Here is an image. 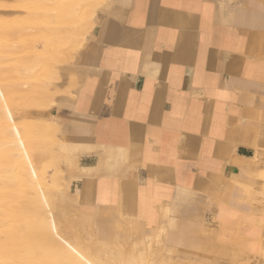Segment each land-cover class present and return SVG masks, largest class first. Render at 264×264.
Segmentation results:
<instances>
[{"label": "crops", "instance_id": "0c3cea01", "mask_svg": "<svg viewBox=\"0 0 264 264\" xmlns=\"http://www.w3.org/2000/svg\"><path fill=\"white\" fill-rule=\"evenodd\" d=\"M99 11L75 54L84 45L76 88L41 111L76 164L72 198L106 224L121 212L145 232L165 227L178 253L201 249L212 235L201 211L264 130V0H110Z\"/></svg>", "mask_w": 264, "mask_h": 264}, {"label": "bare ground", "instance_id": "6f19581e", "mask_svg": "<svg viewBox=\"0 0 264 264\" xmlns=\"http://www.w3.org/2000/svg\"><path fill=\"white\" fill-rule=\"evenodd\" d=\"M47 1H50V3L44 4L43 2L40 3V0H31V1H27L26 2L27 4L25 3V5L29 4L28 6H25L26 9L22 8L23 6L22 7L20 6V7L25 10L30 9L29 11H31V9L35 10L38 8L44 11H48L50 9L49 12H51L54 9L55 11L59 10V14H57L58 12H56V15H59L58 16L59 18L64 16V19L65 18L67 19V17L72 15V13L75 15H78L77 14L79 12L78 8L83 5V3L80 2L82 0H76V2L69 0V2L71 1L70 4H68L67 0H47ZM54 2H57L58 5L55 4L57 7H54L55 6ZM88 2H89L88 5L94 6L100 3L101 0H88ZM42 3L46 6L42 7L43 5L42 6L39 5ZM47 5H50V6H47ZM46 7L47 8L50 7V8L47 9ZM88 9L93 14L94 9L93 10L91 8H88ZM16 10L18 9L16 8ZM2 11H5V9ZM51 14L53 13L51 12ZM82 14H79V15H82ZM47 16H48V13H46V17ZM53 17H54V14H53ZM71 17L73 18V16ZM1 18L2 17H0V20H2ZM4 18L5 16L3 17V19ZM49 18L47 19V22H46V19L44 18L41 19L40 17L33 16L28 21L29 26L27 27V29L29 31L40 30L39 32H41V29H45L44 31L47 32L45 25H47V23L50 22L49 20L51 19ZM56 18L55 20H57V23H58L60 19L58 21V18L57 19ZM82 18L83 19L86 18L85 13L82 16ZM75 19L78 20L77 16ZM65 20L64 22H67ZM68 20L71 21L70 18ZM89 21L85 23L86 24L85 27L87 28L90 23ZM73 22L75 21H72V24ZM1 23H0V29L9 27L11 25V23H7V22H4L2 24ZM47 27L48 29L51 28L49 26ZM62 27H65V25ZM22 28L23 27H21V29ZM17 29L19 28L17 27ZM62 30L64 29L62 28ZM50 31L48 30V33ZM58 31L56 30V33ZM65 31H62V32H65ZM71 31H72V28H71ZM74 32L75 31H73L74 35L72 33L71 35L75 37L74 38L75 40L71 46L70 52L66 53L68 54L66 55L67 59L71 60L70 63L74 59L77 50L83 44L81 40L82 33H76V32L74 33ZM23 34L24 33H22V35ZM49 34L51 35V32ZM50 35L49 37H52V36L54 37V32L52 33L51 36ZM63 35H66V33ZM73 36H70V37L68 36V38H71ZM79 36L81 38H79ZM58 37L60 38L61 36H57L56 38ZM26 38H28V36ZM45 38L46 37H44L42 41L47 42ZM65 38L67 37L64 36V39ZM61 39L63 40L62 37ZM61 39H56L60 41L55 40L57 43L60 42V44H57L56 42L54 43H56L57 45H63V44L66 45L64 42H61ZM72 39H69V40H72ZM16 40H14L13 42H15ZM67 40L66 42L69 41ZM25 41L27 40L25 39ZM17 42L13 44L12 43L9 44L8 47L10 50H12V51H8L9 53H12V52L14 53V50L16 52V50L21 49L19 48L20 46L18 45L19 42L18 43ZM30 42L32 41L30 40ZM70 43L72 42L70 41ZM46 45L48 44L46 43ZM3 46L4 45H1L0 47H3ZM8 47L6 46L5 48H8ZM57 47L58 48L56 49L62 48L61 46H57ZM5 48H1V49L4 50ZM34 48L36 52L37 48L36 47ZM53 49H55L54 45H53ZM47 51H48V48H47ZM35 52L33 54H35ZM7 53H5L6 56H7ZM51 55H52V52H51ZM35 56H37V54H35ZM55 57L56 56H54L53 59H55ZM4 58L5 56L0 55V66H3L2 63L5 62ZM18 58L19 57H17V60H19ZM56 58H59L58 55ZM48 59L49 57L47 58V60ZM33 62H35V60ZM20 63H17V64L21 66L22 63L21 64ZM14 65L16 66V64ZM10 66H13V65L10 64L9 67ZM27 66H28V69L26 68ZM27 66H24V67L27 70H30L31 69L30 65L28 64ZM45 66L46 64L43 66L44 70H43V67L41 70L46 72L47 70L45 69L47 67ZM49 66H50V63H49ZM79 69H80L79 66H74V68L72 69V73L70 74L72 75V80H70V84L68 85V88H70L69 92H71L70 90L75 89L77 86V78L81 72ZM70 72L71 71H69V68H68L67 74ZM1 76L2 74H0V77ZM35 76H37V74ZM6 80L4 81V83L6 82ZM0 92L3 93V88L1 85H0ZM55 100L56 99H53L54 102ZM13 133L17 138L20 135L21 131L16 128L14 129ZM263 136H264V133L262 132L260 138H255L254 141L248 140V139H247L248 141L247 140L244 141L245 143L250 144L254 147V148L252 147L254 149V154L250 157H242V161L237 163L238 171L236 170L233 173L234 184L232 185V190L229 193L227 191V193L223 195V197H220L218 202L215 203L217 205L224 206L227 209L223 210V212L221 211L222 209L217 212L215 208L211 209L215 211L217 215L220 216L219 218L221 221L220 224H222L221 229L224 231V234H226L227 237L231 236L234 240L235 238L240 236V229L242 228L247 229V232H248L247 234H253L252 236H254V238L257 240H260L261 238L264 237V228H263L264 224H262L263 227L261 226L259 233L253 232L251 228L252 224L255 223L253 220H255L254 216L256 214L255 215L249 214L245 216L241 212L242 210L246 209V207L248 206V203L251 202L249 201V196H255L258 190H260L258 193L261 194L260 195L261 198H264V189L261 190V188L264 187L263 186L264 181L262 180V176L264 175V173H261L263 168L261 166L262 161L260 162L261 160L260 156L264 153L263 151L264 150V137ZM10 143H12L13 146H15L14 148L16 152H9L8 145H10ZM31 144H34L32 140L30 142V145L24 150L23 153L18 152L20 150V147H19L20 143L15 142V141L9 142L3 134L1 135V131H0V264H163V263H166L164 262L166 261V257H165L166 253L178 251V247H176L175 244L172 245L171 242H168L169 237L167 235L166 229L163 226L161 227V225L159 227H155L151 232H145L139 220L124 216L121 212H119L116 216L112 217L111 220L109 219L110 221H107L109 222V224H106L105 223L106 221L103 222V220L101 219L92 218V215L90 212H84L83 210L79 208H77L78 210L76 209L77 211L73 212L74 214H72L71 211L66 210V209H67V205L69 206L76 205L74 198H72V200L70 199L69 202L65 201L63 203L64 205L62 207H64V210L55 211L56 210L55 208L59 206H57V204H54L50 201V196L48 192H50L51 189L48 186L43 185L44 191H42V187H39L38 183L31 181V176H30L31 173L27 167V163L32 161V157H33L31 154V151L33 150L31 148L33 147V145ZM64 151H65V148H64ZM39 192L42 194V197L48 206L46 205L42 206V205L37 204V198H38L37 193ZM33 194L36 195L37 198L32 197L31 195ZM261 198H258L259 200L258 199L256 200L261 201L260 200ZM250 199L252 198L250 197ZM65 203L67 205H65ZM46 207L47 208L49 207V212L43 210V208H46ZM260 210L262 211L261 213L263 214L264 207H262ZM230 213L233 214L234 217L231 221H226L225 220L226 216L231 215ZM165 214L167 216L166 212ZM72 218H76V222H74ZM256 218H259L258 219L259 223L264 222V215L256 216ZM76 227L79 229L78 231L74 229ZM101 235H103V237L106 240L104 239L102 240ZM205 241L206 242L201 247V249L199 248L197 249L196 246L194 247L193 250H191L192 247H189V246L184 247V249L186 250L185 251L186 253L184 255L192 256V254H196L197 251L203 250V249L209 254L211 253L213 254L214 252V254H216L217 256H222L223 254H227L228 251L226 250L224 244H219L217 242V238L214 233H212L210 238H207ZM260 243H261V247L263 251L262 255L264 256V238L263 240H260Z\"/></svg>", "mask_w": 264, "mask_h": 264}, {"label": "rangeland", "instance_id": "374dc122", "mask_svg": "<svg viewBox=\"0 0 264 264\" xmlns=\"http://www.w3.org/2000/svg\"><path fill=\"white\" fill-rule=\"evenodd\" d=\"M27 1H31V0H0V10H1L0 11V17H2L1 18L2 20H0V23L1 22L2 23L7 22V23H11V25H12V26L10 25L9 27L0 29V37H1L0 38V46L6 45L8 47L10 43L13 44V43H16L17 41L19 42V41H21L22 38H24L18 44L20 46L19 48H21V49L16 50V52L14 50V53L8 52V51H12L9 49V47L8 48H5L6 46L0 47V55L5 56V58H4L5 62H3L4 64L2 63L3 66H0V70H1L0 74H2L1 77H3V78L0 77V85L3 88V93L0 92V131H1V135L3 134L9 142L15 141V142L20 143V146H19L20 150L18 152H21V153H23L24 150L30 145V142L32 140V142L34 143V144H31L34 147L33 148L31 146L32 147L31 149H33L31 151V154L33 157H32V161L27 163V167L31 173V175H30L31 181L38 183V186L42 187V191H44L43 185L48 186L51 189V191L48 192L49 196H50V201L54 204H57V206H59V207L55 208L56 209L55 211H61V210H64V207H62L64 205L63 203L65 201L69 202L70 199L72 200V194L70 193V184H71V179L75 178L74 171H75V165L76 164L71 159L70 155L64 151L63 139H59L58 137H56L57 127H56L55 123H53L51 120H49V118H45V115L42 114L41 111H46L47 109H49L51 107L49 105H52L54 103L53 99H56L58 96H62V95L63 96L70 95L72 93V91L74 90V89H72V90H70L71 92H69L70 88H68V85L70 84V80H72V75H70V74L72 73V69L76 65L74 64V62H75L74 59L70 63L71 60L67 59V56H66V55H68L66 53L70 52L71 46L75 40L74 39L75 37L73 36L74 35L73 31H75L76 33H82V35H81L82 38L80 36H79V38H81L82 42L85 45L90 38V36H89L90 32L92 31V29L94 28V26L98 22L97 16L101 13V11H99V10L101 8H103L104 6L107 7V4L110 0H101L100 3H98L94 6L88 5V3H89L88 0L80 1L81 3H83V5L78 8L79 12L77 14L78 15L82 14V13L83 14L78 16V15H75L72 13V15L68 16L71 19V21L68 20L69 19L68 17H67V19L65 18L66 20L64 19V16L59 18L58 17L59 15H56V12H58L57 14H59V10H57V9H56L57 11H55V9L51 11L54 14V17H53V14H51V12H49L50 7H48V8L46 7L47 9H49L48 11L40 10L39 8H38L39 10L38 9H35V10L31 9V11H29L30 9L25 10L26 9L25 6L29 5V4L25 5V3ZM72 1L76 2V0H72ZM41 2H43L44 4L50 3V1H47V0H43V1L40 0V3ZM67 2H68V4H70L71 1L69 2V0H67ZM43 3L39 4V5H41V6L43 5L42 7L46 6ZM55 4L58 5L57 2H54V5ZM56 5L54 7H57ZM20 6L21 7L23 6L22 8H25V9H22ZM47 6H50V5H47ZM16 8L18 10H16ZM88 8H91L92 10L94 9L93 14L89 11ZM4 9H5V11H2ZM81 9H82V11H81ZM46 13H48L47 17L48 18L50 17L49 19H51V20H49L50 22H48L47 25H45L47 32L44 31L45 29H41V32H39L40 30L29 31L27 29V27L29 26L28 21L33 16L34 17H40L41 19L44 18V19H46V22H47L48 18L46 17ZM84 13L86 15L85 19L82 18ZM49 14H51V15H49ZM3 15L5 16L4 19H3V17H4ZM71 16H73L74 20ZM76 16H77L78 20L75 19ZM56 17L58 18V21L60 19V21L58 23H57V20H55ZM88 17H90V18H88ZM82 19H83V21H82ZM89 19H90V21H89ZM4 20H6V21H4ZM61 20H63V21H61ZM64 20L67 22H64ZM72 21H75V22H73V24H72ZM87 21L90 22L88 28L85 27L86 26L85 23H87ZM64 25H65V27H62ZM47 26H49L51 28L48 29ZM17 27L20 30L17 29ZM21 27H23V28L21 29ZM62 28L64 30H62ZM71 28H72V31H71ZM73 28H74V30H73ZM52 29L55 31H53ZM25 30H27V31H25ZM48 30L49 31L52 30V31H50L51 35L54 32V37L53 36L49 37L50 32L48 33ZM56 30L57 31L60 30L61 33H60V31H58L56 33ZM62 31H65V32H62ZM22 33H24V34L22 35ZM65 33H66V35H63ZM71 33L73 35H71ZM19 34H20V36H19ZM24 35L25 36L27 35L28 38H26L27 36L25 37ZM67 35L69 37L70 36H73V37L68 38ZM57 36H61L63 38V40L61 39V37L56 38ZM64 36L67 37V38H65L66 40L73 38L72 39L73 41L67 40L69 43L66 42V40L64 39ZM44 37H46L45 39L47 40V42L42 41V39H44ZM18 39H20V40H18ZM25 39L27 41H25ZM56 39H61V42H64L66 45H64V44L63 45H57V44H60V42L57 43L56 41H60V40H56ZM14 40H16V41L13 42ZM30 40L32 42H30ZM70 41L72 43H70ZM29 42L32 44H30ZM54 42H56L57 44ZM46 43L48 45H46ZM52 43H53L55 49H53ZM32 45H34V46H32ZM35 45H37V46H35ZM56 45L61 46L62 48L61 47L60 48L62 50L56 49V48H58ZM84 45H83V47H84ZM26 47L29 49H27ZM30 47H32V48H30ZM34 47L37 48L36 52H35ZM1 48H5V49L3 50ZM47 48H48V51H47ZM30 49L32 50V52L34 51L35 54H37V56H35V54H33L34 52L32 53ZM28 50H29V52H28ZM79 51H78V53H79ZM51 52H52V55H51ZM5 53H7V56ZM78 53H77V55H75L76 58L78 57ZM12 54L13 55L15 54V55L13 56ZM57 55L59 58H56ZM30 56H31V58H30ZM54 56H56L55 59H53ZM17 57H19L18 58L19 60H17ZM48 57H49V59L47 60ZM34 60H35V62H33ZM16 61H17V63L21 62L22 65L20 66L19 64L16 63ZM37 61L39 64L37 63ZM49 63H50V66H49ZM63 63L67 66H65ZM66 63H68V64H66ZM10 64L13 66L9 67ZM14 64H16V66ZM28 64L31 67L30 70H27ZM45 64H46L45 67H47L45 69V70H47L46 72L41 70ZM24 66H27L26 67L27 69ZM68 68H69V71H71V72L67 74ZM43 70H44V67H43ZM3 73H5V74H3ZM36 74H37V76H35ZM10 75H12V76H10ZM5 76H7V77H5ZM5 80H6V82L4 83ZM10 88H12V89H10ZM16 128L21 131L20 135L17 138L13 133L14 129H16ZM262 132L264 133V130L261 131V133ZM30 138H32V139H30ZM8 146H9L8 147L9 152H16V150L14 148L15 146H13L12 143H10V145H8ZM58 148H59V150H58ZM261 156H263V157H261ZM261 156H260V159H261L260 162L262 161L261 166L263 168L261 173H264V162H263L264 161V153ZM263 176H262V180L264 181ZM228 178H229V180H228L226 187H227V191L229 193L232 190V185L234 184V176L232 175V177H228ZM263 189H264V187L261 188V190H263ZM259 191L260 190L257 191L255 196H249V201H251V202L248 203V206L246 207V209L241 211L245 216L249 215V214H254V215L256 214L254 216L255 220H253L255 223L252 224L251 228H252L253 232H258V233H259L261 226L263 227L262 224H264V222L259 223L258 222L259 218H256V216H261V215L263 216L264 215V212L262 214L261 213L262 211L260 210L262 207H264V203H262V202H264V201H262V200H264V198H261V196H260L261 194L258 193ZM198 195L204 199H205V197H207V193H204V192L198 193ZM31 196L36 197V195H34V194ZM37 197H36L37 198V204L42 205V206L43 205L48 206L45 203V200L43 199L42 194L40 192L37 193ZM250 197L252 199H250ZM258 198H261L260 199L261 201H258L259 200ZM256 199H258V200H256ZM252 200L253 201L256 200L257 202L256 201L253 202ZM259 202H261V203H259ZM251 203H252V205H251ZM255 203H256V205H255ZM65 205H67V204L65 203ZM46 208H43V210L49 212V207L47 209ZM77 208L78 207L76 205H72V206L67 205L66 210H69V211H71L72 214H74L73 212L77 211L78 210ZM213 208L216 209V212L221 210V209H222L221 211L223 212V210L227 209L224 206L217 205V204H215ZM216 212L211 210L210 208L208 209V206L207 207L204 206V210L201 211L202 217H203V221H202L203 231L208 236L210 235V233H214L216 235L217 242L219 244H224L226 250L228 251L227 254H223L222 256H217L213 252V254L211 253L212 254L211 255V254L207 253L204 249L197 251L196 254H193L194 256L184 255L183 253H178V252H169V253L165 254L166 255L165 256L166 261H164V262H166L167 264H263L264 263V258H263L264 256L262 255L263 251H262L260 240H263L264 237L261 238L260 240H257L254 238V236H252L253 234H247L248 233L247 229H244V228L240 229V236L237 237L238 239L235 238V240H234L231 236L227 237L226 234H224V231L221 229L222 224H220V222H221L219 219L220 216L217 215ZM233 217H234L233 214L227 215L225 220L231 221L233 219ZM72 220L74 222H76V218H72ZM74 229L76 231L79 230L77 227ZM101 237H102V240L103 239L106 240L103 237V235H101ZM239 239H241V240H239ZM168 242H170V240H168ZM255 256H256V258H255ZM166 263H163V264H166Z\"/></svg>", "mask_w": 264, "mask_h": 264}]
</instances>
